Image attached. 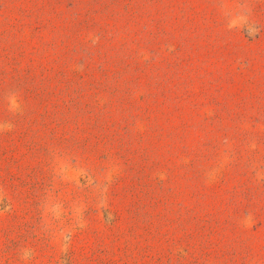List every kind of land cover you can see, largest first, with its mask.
I'll use <instances>...</instances> for the list:
<instances>
[{
	"label": "rangeland",
	"instance_id": "rangeland-1",
	"mask_svg": "<svg viewBox=\"0 0 264 264\" xmlns=\"http://www.w3.org/2000/svg\"><path fill=\"white\" fill-rule=\"evenodd\" d=\"M0 147L70 242L264 264V0H0Z\"/></svg>",
	"mask_w": 264,
	"mask_h": 264
},
{
	"label": "crops",
	"instance_id": "crops-1",
	"mask_svg": "<svg viewBox=\"0 0 264 264\" xmlns=\"http://www.w3.org/2000/svg\"><path fill=\"white\" fill-rule=\"evenodd\" d=\"M153 19H157L156 12ZM1 150L2 147L0 154ZM3 167L0 156V264H147V259L142 254L139 259L130 257L131 248L138 246L142 250L146 248L145 245L130 243L117 237L107 241L104 229H89L90 232L76 227L71 238H80V242L68 241V227L62 217L68 213L63 208L56 209L57 224L54 229L47 230L48 224L53 225L52 218L46 221L44 217L47 215V202H34V199L39 201V195L42 194L38 189V179L26 184L22 179L16 178L15 171L18 168L13 167V172L6 175ZM44 180L48 181L46 178ZM43 189L47 190V194H53L49 188ZM63 191L64 189L56 194H63ZM78 200L76 199V210L83 206L82 201L79 206ZM63 205L66 206V203ZM38 211L44 213L38 214ZM109 234L114 235L116 231L111 230ZM72 246L81 251L80 256L67 255L66 248Z\"/></svg>",
	"mask_w": 264,
	"mask_h": 264
}]
</instances>
